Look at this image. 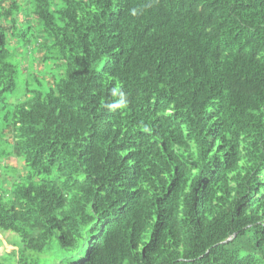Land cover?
<instances>
[{
  "label": "trees",
  "instance_id": "obj_1",
  "mask_svg": "<svg viewBox=\"0 0 264 264\" xmlns=\"http://www.w3.org/2000/svg\"><path fill=\"white\" fill-rule=\"evenodd\" d=\"M9 233L0 264H264V0H0Z\"/></svg>",
  "mask_w": 264,
  "mask_h": 264
},
{
  "label": "rangeland",
  "instance_id": "obj_2",
  "mask_svg": "<svg viewBox=\"0 0 264 264\" xmlns=\"http://www.w3.org/2000/svg\"><path fill=\"white\" fill-rule=\"evenodd\" d=\"M22 90H23V83L22 82H18L17 90L14 91L13 94H8L6 96V98H5V100H4L5 101L4 104L6 105V108L3 109L4 111L10 110L12 105H14L16 102H18L21 99ZM9 163H10V167L11 168L13 166L18 167V168L22 167V164L20 162H17L14 158L10 159ZM1 170H2V172L3 171L7 172L4 169H1ZM16 171L17 170L14 168V169H12V171L9 170L8 172L10 174H13ZM0 240H1V243H2L1 246H0V256H1L3 253L11 254V252L14 251V249L12 248L11 245L8 244V242L11 243V244H18L19 236H17L16 234H13V233H9V234H6V235L0 234Z\"/></svg>",
  "mask_w": 264,
  "mask_h": 264
}]
</instances>
